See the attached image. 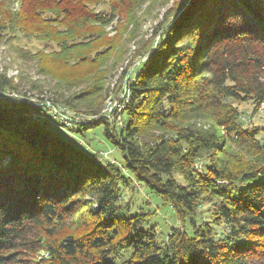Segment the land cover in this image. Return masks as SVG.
Returning <instances> with one entry per match:
<instances>
[{
    "label": "trees",
    "instance_id": "trees-1",
    "mask_svg": "<svg viewBox=\"0 0 264 264\" xmlns=\"http://www.w3.org/2000/svg\"><path fill=\"white\" fill-rule=\"evenodd\" d=\"M143 1L20 0L15 12L0 0V32L29 30L32 21V34L58 47L47 64L76 72L56 81L48 102L85 115L66 119L82 136L101 125L129 176L34 119L48 109L43 99L0 105V264H264V127L245 125L234 105L264 106V0H189L182 12L181 0L155 46L152 39L147 50L134 49L145 59L128 78L123 126L110 132L93 98L107 91L106 74ZM85 78L82 91L64 94ZM4 90L22 92L0 74ZM131 177L184 229L160 240L149 213L120 206ZM202 204L213 206L210 223L200 222ZM221 224L226 233L216 239L212 226Z\"/></svg>",
    "mask_w": 264,
    "mask_h": 264
},
{
    "label": "rangeland",
    "instance_id": "rangeland-1",
    "mask_svg": "<svg viewBox=\"0 0 264 264\" xmlns=\"http://www.w3.org/2000/svg\"><path fill=\"white\" fill-rule=\"evenodd\" d=\"M180 2L181 0H144L137 5V13L133 15L136 17V24L134 26L132 23L130 24V28L128 29L131 30V33L126 36L123 34V39L119 42L122 46L120 62L116 69L108 70L103 82L104 89L107 91L105 94L102 93L98 99L93 98L95 104L100 108L99 116L103 117L110 124V132L111 130L113 131L114 127L120 128L123 126L120 117L122 110L121 103L127 97L126 87L128 83L130 84L128 78L129 76H133V69L145 59L141 61L139 56L134 57V49H137L138 54L139 52H143V47L147 50L148 46L146 47L145 45L147 43L150 44L152 39L155 46L158 37L163 33V30L161 32L159 30L171 20L175 21L174 16L177 14L175 9H177ZM183 2L184 4L180 9L181 12L185 9L189 0H183ZM4 6V8L15 12L21 11L20 0H10V4L6 3ZM101 7V5H96V11H99ZM134 9L132 8L133 11ZM118 21V16H116L110 25L104 27L103 32L107 37H113L116 34ZM120 21L122 20L120 19ZM28 27L29 30L26 31L18 27H9L0 32V74H4L13 85H17L22 91L20 94L10 92L9 90L0 91V105H4L8 100L30 101L31 104H35L39 99H43L44 103L39 106L43 107L46 105L48 109L38 115H34V119H39L44 127L51 130L55 136L63 139L64 142L78 149L86 150L87 152L85 153L87 154L95 152L103 163L109 162L117 165L122 173L128 176L127 172L122 168L119 152L106 142L101 125L94 130L85 132L84 136H82L76 132L78 126L76 124H69L66 119L70 116L77 120L87 119V117L85 115L74 114L71 111L64 110L62 107H54L48 102L47 98L58 89L56 81L63 78L68 79V77L71 79L70 77L76 74V72L61 65L60 67H50L47 64L48 60L46 61L45 55L47 52L57 51V45L53 42L42 41L40 40V36L33 35L31 31L36 29V25L32 21L29 22ZM156 32L159 33L155 38ZM130 36L131 38L129 39ZM35 55L38 56L35 57ZM112 62L113 60H110V63ZM45 65L49 66L48 71L41 70ZM107 67L109 68V66ZM84 81L80 87L72 86L65 90L64 94L70 95L82 91L91 80L85 78ZM38 89L42 90L43 93H38ZM234 105L240 112L241 121L245 125L252 124L264 127V106H261L255 112L253 110L254 105L250 101L234 102ZM84 106L86 105H83V108ZM55 111L61 114V116H55ZM258 139L264 144V131L260 133ZM201 164L198 163V170L203 169ZM176 178L182 183L180 177L176 176ZM122 194L123 198L120 201V206L129 205V213L132 215L139 211L149 213L150 216L146 220L147 224L148 226L153 225L156 232L160 233V240L166 241V235L172 233V229H184L182 222L178 219L172 208L164 205L160 197L152 191L141 187L132 177L129 185L124 186ZM211 205L202 204L200 206L202 214L200 222L202 224L206 223V221L210 223L214 217L213 206ZM94 208H96L95 204L92 205V209ZM212 229L216 234V239L223 238L226 233V228L222 224L218 226L213 225ZM248 264L261 263L254 261Z\"/></svg>",
    "mask_w": 264,
    "mask_h": 264
},
{
    "label": "water",
    "instance_id": "water-1",
    "mask_svg": "<svg viewBox=\"0 0 264 264\" xmlns=\"http://www.w3.org/2000/svg\"><path fill=\"white\" fill-rule=\"evenodd\" d=\"M55 113H56L57 115L61 116V114H59L57 111H55Z\"/></svg>",
    "mask_w": 264,
    "mask_h": 264
}]
</instances>
